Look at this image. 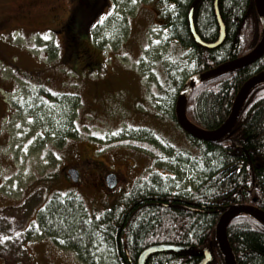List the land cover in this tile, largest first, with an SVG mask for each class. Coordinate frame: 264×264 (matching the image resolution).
<instances>
[{"label":"rangeland","instance_id":"374dc122","mask_svg":"<svg viewBox=\"0 0 264 264\" xmlns=\"http://www.w3.org/2000/svg\"><path fill=\"white\" fill-rule=\"evenodd\" d=\"M103 1L88 22L84 10L78 13L75 34L66 23L75 20L80 0H0L7 65L0 64V79H15L12 87L0 83V264H82L47 234L23 239L53 196L80 199L92 216L120 202L152 169L171 175L179 189L192 187L196 152L171 118L191 53L157 29L155 0ZM21 77L31 88L39 82L66 96L44 107L51 115L73 103L72 137L50 134L39 112L10 110L12 98L21 102L30 88ZM71 168L75 182L66 177ZM111 174L116 183L109 188Z\"/></svg>","mask_w":264,"mask_h":264},{"label":"trees","instance_id":"16d2710c","mask_svg":"<svg viewBox=\"0 0 264 264\" xmlns=\"http://www.w3.org/2000/svg\"><path fill=\"white\" fill-rule=\"evenodd\" d=\"M80 1L82 7L78 5L75 9V20L72 17L66 23L69 33L74 31L79 12L84 10L89 16L84 22H88L104 4L100 0ZM154 2L159 20L157 29L165 32L172 44L191 53L193 63L186 79L243 56L263 36V25L253 0H217L225 36L216 48L196 43L189 27L192 11L200 39L209 43L218 38L214 0ZM262 70L264 55L248 66L197 84L187 97V119L207 131L220 127L229 116L240 87ZM182 86L181 83L176 88L172 104L171 118L177 126L174 109ZM63 97L66 96L57 95V99ZM72 106L70 100L65 101L57 114L52 113L55 117L49 109L38 111L42 124L62 140L73 136ZM185 135L196 152L191 171L193 183L188 191L173 185L171 175L152 169L131 186L120 202L92 216L82 207L80 199L53 196L37 212L36 222L26 229L23 239L37 232L47 234L59 247L71 249L82 264H137L140 253L155 244L179 245L185 249L153 253L145 264H197L205 248L211 254L208 264H226L215 237L220 216L239 204H252L264 211V81L246 95L235 125L224 138L211 142ZM180 161L184 166V157ZM226 236L236 264H264L262 222L241 213L229 221Z\"/></svg>","mask_w":264,"mask_h":264},{"label":"water","instance_id":"95a60500","mask_svg":"<svg viewBox=\"0 0 264 264\" xmlns=\"http://www.w3.org/2000/svg\"><path fill=\"white\" fill-rule=\"evenodd\" d=\"M253 2H254L255 9L259 15V18L262 22L263 29H264V0H253ZM214 9H215V15H216V18L219 24V36L214 42H209V43L202 41L200 37L197 35L195 28H194V24H193L192 11H190L189 13V27H190L192 36L194 40L196 41V43L206 48L218 47L222 43L224 36H225L224 24L222 23V20L219 15L217 0H214ZM263 55H264V31H263V37L261 38L259 44L255 48H253L251 51H249L248 53L236 59L219 64L218 66L211 68L209 70H206L204 72L196 73L190 76L183 84L182 89L175 103L174 114H175L179 127L188 135L194 138L203 140V141L215 142V141H218L224 138L235 125L238 113L240 111L241 105L246 95L257 84L264 81V70L255 74L254 76H252L251 78H249L247 81L243 83L238 93L236 94V97L234 99L229 116L227 117V119L224 121V123L220 127L214 130L207 131V130L201 129L195 126L194 124H192L187 119L186 114H185L187 97L190 91L197 84L207 79H210L212 77L222 75L227 72L234 71V70L243 68L245 66H248L249 64L255 62L257 59L261 58ZM235 143L239 145L237 142ZM66 177L71 179L73 182H75L77 181V178H78V171L73 168L68 169ZM105 181H106V185L109 188L114 187L116 183V179L113 174L107 175ZM241 213L251 215L264 224V211L254 206L247 205V204L232 205L220 216L216 224V227H215V237H216L217 244L225 257L226 264H236L231 247L229 245V242L226 236L227 225L232 218H234L235 216ZM184 249H185L184 246L172 245V244L151 245L145 248L140 253L138 260H137V264H145L146 259L151 254L156 253V252L169 251V250L178 251V250H184ZM201 254L203 255V258L197 264H208L211 261V254L208 248H205L201 252Z\"/></svg>","mask_w":264,"mask_h":264},{"label":"flooded vegetation","instance_id":"af4514ba","mask_svg":"<svg viewBox=\"0 0 264 264\" xmlns=\"http://www.w3.org/2000/svg\"><path fill=\"white\" fill-rule=\"evenodd\" d=\"M5 62L6 61H5V58L3 55V50H0V64L7 67ZM11 78H12L11 76L7 77L6 79H2V77H1L0 83L4 84L6 87H12L15 83V79H11ZM20 81H22L23 83L30 86V88L26 89L25 92L23 93V95L21 96V99H20V100H22L21 102L15 96L12 98V100L14 101V105L10 104V110L11 111L26 110L27 112H30V113H36L39 111V109L44 108L45 106H49L50 103H52L51 107H53V108H55L54 105H58L57 104L59 102L58 101L59 99H57L58 94H56L54 92H46L44 89L40 88V87H42L41 83H39V82L36 83L35 85L37 88L34 89V88H31L32 83L29 82L27 79H23L21 77ZM46 99H48V101H46ZM51 100H53V101H51ZM50 134L54 135L51 132H50ZM55 134L57 136H60L57 133H55ZM247 205L254 206L252 204H247ZM254 207H256V206H254ZM256 208H258V207H256Z\"/></svg>","mask_w":264,"mask_h":264},{"label":"crops","instance_id":"0c3cea01","mask_svg":"<svg viewBox=\"0 0 264 264\" xmlns=\"http://www.w3.org/2000/svg\"><path fill=\"white\" fill-rule=\"evenodd\" d=\"M2 87H3V85H2ZM0 99H1V97H0ZM2 102H3V100H2Z\"/></svg>","mask_w":264,"mask_h":264}]
</instances>
